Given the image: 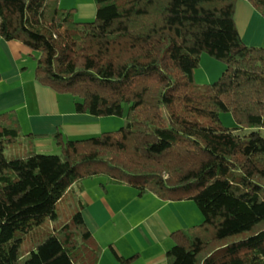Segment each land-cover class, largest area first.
Here are the masks:
<instances>
[{"label":"trees","instance_id":"trees-1","mask_svg":"<svg viewBox=\"0 0 264 264\" xmlns=\"http://www.w3.org/2000/svg\"><path fill=\"white\" fill-rule=\"evenodd\" d=\"M238 1L95 0L79 21L60 0H0V36L38 54L39 83L77 113L125 119L95 137L58 132L60 154L46 155L15 111L0 114V264H98L74 189L96 176L196 203L204 221L171 234L167 264H264V46L241 38ZM246 1L264 16V0ZM203 53L227 65L213 84L194 79Z\"/></svg>","mask_w":264,"mask_h":264},{"label":"crops","instance_id":"crops-1","mask_svg":"<svg viewBox=\"0 0 264 264\" xmlns=\"http://www.w3.org/2000/svg\"><path fill=\"white\" fill-rule=\"evenodd\" d=\"M60 6L74 10L79 21H91L97 14L95 0H60ZM235 24L247 45L264 46V16L248 1L237 2ZM37 57L21 42L0 36V114L15 111L23 134L38 137L37 151L56 149L54 136L58 132L67 139L108 132V117L77 113L74 99L36 80ZM74 189L85 205L82 211L85 224L102 247L99 262L107 255L109 246L115 257L107 256L110 264H119L116 254L134 258L131 264H167L166 253L173 246L171 234L189 226L182 221L187 207L182 203L190 200L166 201L153 193L139 196L135 188L109 184L103 176L81 180ZM117 215L126 229L120 228L122 233L116 238L103 237V228H111L109 225Z\"/></svg>","mask_w":264,"mask_h":264},{"label":"rangeland","instance_id":"rangeland-1","mask_svg":"<svg viewBox=\"0 0 264 264\" xmlns=\"http://www.w3.org/2000/svg\"><path fill=\"white\" fill-rule=\"evenodd\" d=\"M226 68H227V65L225 62L221 60H217L211 57L207 53H203L200 58L199 67L194 72V79L196 83L199 85L213 84L221 78ZM64 96H67V98H70L72 101L74 99L69 94H65ZM220 118H221L223 125L227 128L234 129L238 126V123L232 113L221 112ZM106 120H107L106 123L108 124L106 126V128H108L107 131H117L125 124V119L121 117H108ZM261 133H262V136L264 137V130H262ZM12 151L14 153L20 152L21 148L20 146H13ZM38 153L46 154V155H59L60 149L59 147H56V149H53V150H50V148H47L44 152L41 150H38ZM111 197H114L113 193L111 194ZM111 202H113L112 199H111ZM182 204L184 206H187L183 214V219H182L183 222H186L187 225H189L188 227H186V229L194 225H200L201 223H203L204 216L194 201H185ZM120 217H121L120 215H117L113 219L111 225H109L111 226V228L108 227L106 230L103 228V234H104L103 237H106L108 239H110V237L116 238L119 236L120 233H122L120 228L124 230L126 229V227L124 226L125 223H119L121 221ZM107 250H108L107 255H103V257L101 258V262H99V264H110L108 263L109 259H107V256H109L111 259L115 258L109 246L107 247Z\"/></svg>","mask_w":264,"mask_h":264}]
</instances>
